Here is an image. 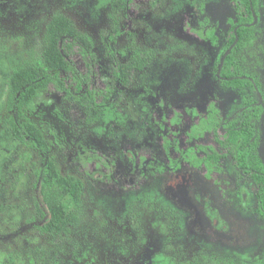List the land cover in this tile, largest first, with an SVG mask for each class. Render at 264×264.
Masks as SVG:
<instances>
[{
	"label": "rangeland",
	"instance_id": "1",
	"mask_svg": "<svg viewBox=\"0 0 264 264\" xmlns=\"http://www.w3.org/2000/svg\"><path fill=\"white\" fill-rule=\"evenodd\" d=\"M199 1L204 3L206 16L219 24L215 47L190 29L188 18L196 13ZM126 2L0 0V264H177L189 262L193 255L199 264H264V217L255 212L252 192L244 207L240 197L228 192L226 197L198 169L183 167L174 175L171 195L167 176L155 178L139 165L136 169L131 165L134 160L138 164L146 146L151 155L161 157L158 125L152 119L146 124V109L203 111L217 98L225 111L223 118L232 113L229 109L239 99L225 91L216 72L227 46L226 21L233 5L227 0ZM57 14L72 18L91 44L89 52L76 51L73 56L82 92L111 88L115 91L112 111L96 117L79 100L80 94L72 98L54 91L43 97L31 118L44 139L33 145L28 137L23 140L11 134L5 81L16 67L39 55ZM259 26L264 32V17ZM108 48L119 63H144L136 56L138 51L146 64L135 65L131 73L123 68L124 80H118ZM260 60L249 70L261 82L263 105L264 50ZM74 84L68 81L72 90ZM258 125L262 135L259 153L264 161V115ZM83 147L114 161L110 179L98 167H92L91 177L80 175L84 165L79 150ZM45 157L64 173L81 178L85 191L77 211L78 227L50 237L38 231L34 204ZM224 167L230 180L240 183L244 179L232 157L224 161ZM186 209L191 213L188 223ZM187 229L207 231V241L200 235L205 249L191 253L198 244L178 236ZM177 247L179 255L173 254Z\"/></svg>",
	"mask_w": 264,
	"mask_h": 264
},
{
	"label": "trees",
	"instance_id": "2",
	"mask_svg": "<svg viewBox=\"0 0 264 264\" xmlns=\"http://www.w3.org/2000/svg\"><path fill=\"white\" fill-rule=\"evenodd\" d=\"M233 1L236 4L237 17L230 19V22L232 29L236 28V30L231 31L229 43L234 41L236 33L239 36V41L226 57L222 75H231L232 70L235 74H239L240 48H251L256 39L255 27L248 25L254 20L253 9L257 14H260L261 9L264 8V0ZM116 37L117 31L116 34L111 35V41L115 42ZM90 48L91 44L87 42V36L81 33L72 18L64 14H57L53 17L42 41V47L38 51L39 55L31 63L16 67L7 77V82L5 81L9 98L8 106L12 111L9 120L12 135L23 140L28 137L33 145L44 143L43 135L32 123L31 118L35 116L39 104L44 100L43 97L54 91L63 92L65 95L73 96L72 98L75 97L73 94H80L78 95L79 100L84 101L88 111L96 117H100L103 111L111 113L110 102H112L111 97L115 92L111 88L99 91L89 89L85 93L82 92V83L79 82L80 73L75 66L73 56L76 51L89 52ZM108 53H111V58L116 64L113 75L118 77V80H124L123 68H127L131 73L136 70L135 65L141 67L146 64L145 57H141L138 51L136 56L141 58L144 63L137 64L136 61L131 60L124 64L119 63L112 49L108 48ZM69 80L73 84L76 82L74 84L76 88L73 86V90L68 85ZM1 82L0 76V84H2ZM225 83L237 89L241 94H246L245 103L250 104L254 101V85L248 77L229 78ZM237 119L230 122L232 127L228 131L225 143L227 146H232L237 165L241 168L245 169L249 164L252 166L253 162H258V165H261V161L255 153L257 143L254 139L256 135L254 124L248 119H243L240 124H235ZM204 121L202 120V125ZM208 148V158L200 159L199 162H206L207 165L212 166L220 159V154L212 148ZM79 154L84 165L83 172H80L82 177H91L92 167L105 169V172L102 171L104 177L109 175V171L111 172L109 166L114 163L111 158H106L88 147L80 149ZM94 158L97 161L93 160ZM46 159L45 157L43 173L37 183L38 189L34 204L39 222L38 231L42 236L50 237L61 232H73V229L78 227L80 215L77 211L84 202L85 191L81 178H74L64 173L54 162ZM100 161L101 163H99ZM88 162L93 163L90 165L91 169L87 166ZM253 178L263 185L259 196L260 211L264 214V175L254 173ZM71 206L73 207L71 208Z\"/></svg>",
	"mask_w": 264,
	"mask_h": 264
},
{
	"label": "flooded vegetation",
	"instance_id": "3",
	"mask_svg": "<svg viewBox=\"0 0 264 264\" xmlns=\"http://www.w3.org/2000/svg\"><path fill=\"white\" fill-rule=\"evenodd\" d=\"M227 1L233 5V8L231 16H229L226 21L228 28L226 39L227 46L222 53L221 59L225 52L230 47H232V51L239 41V36L236 33L234 41L232 43H229L231 31L236 30V28L232 29L230 19L237 17V8L233 0ZM200 3L201 1H199V10L197 9L193 17L188 18V22L191 24L190 29L199 39L203 41H209L211 46L215 47L217 46L219 39V24L212 21L211 18H208L209 16H206L207 14H205L206 11L204 10L203 6L204 3ZM253 14L254 20L248 25L255 27L254 35H256V39L251 48H240L241 51L238 56L239 74H235L234 70H232L231 75H222L221 72L224 65L221 71L219 72L221 59L217 67L216 77L220 79L222 86L225 88V91L230 93L234 92L236 94L237 99H239L235 104L232 103L233 105L229 109L232 110L230 116L223 118V114L225 113V111L224 109L222 110V105H220L219 100L217 98L210 100L206 104V107L203 111L196 108L180 110L178 107L167 109L156 108L154 109V112H152V109L150 110V108L148 110L146 109V124H148L149 120L152 119L153 124H155V126L158 125V128L156 127V129L160 134V148L162 151L161 157L151 155V152L146 146L144 148V155L139 154L140 160L138 164L134 160L131 165L133 168L135 167V169L138 167L137 165H139V169L150 171L153 175H155V178L162 179L163 177L167 176L170 180V183H172L170 189L171 195L173 193L175 183L174 175L180 168L190 167L198 169L201 174H203L207 179L212 180V182L218 185L220 189L225 191L226 197L227 192L233 196L240 197L241 202L244 204V207H246V205L248 204V198L250 197V193L252 192L256 201L255 212L257 215L264 217V214L260 211L259 196L260 190L263 185H261L257 180L253 178L254 173L264 175V161L259 153L261 145L260 139L262 135L260 134L258 125L259 119L264 115V104L261 105L262 99L259 95L262 93L263 87L261 85V82L258 80V76H255L257 74L253 75L250 73L249 70L250 66L253 67L255 63H260V58L262 57V53L264 50V32L262 31L263 29H261L259 26L260 20L262 19V17H264V8L261 9L260 14H257L253 9ZM237 38L238 40L236 44H234ZM238 76L248 77L253 82V93L255 94L253 95L254 101L250 104L245 103L246 94H241L237 89L225 83L229 78ZM235 118H238L235 124H240L243 119L251 120V122L254 124V128L256 130V135L254 139L257 143L255 153L256 156H258V158L260 159L261 165H258V162H253L252 166L249 164L246 166L247 168L245 169L237 165L232 146H227V144L225 143L227 141L228 131L230 127H232V123L230 124V122ZM202 120H205L203 125L201 124ZM208 147L212 148L220 154V159L212 166L207 165L206 162H199L200 159H203L205 157L208 158ZM228 157L233 158V165L235 170L241 172L244 178L240 183H236V181L230 180L228 178L227 170L224 167V161ZM108 176H106L107 179H110V177L112 176V173L110 171ZM223 178H227V181L226 179L223 180ZM127 186L128 185H125V188H123V190H128ZM117 187L121 186L117 184ZM149 190H152V188ZM155 191L157 192V189ZM162 191L163 188H160V194ZM156 192H153L152 194ZM166 200L168 201V203H173L170 198H166ZM231 201H233V198L231 199ZM178 202L180 203V201ZM186 216V220L188 223L191 217V213L188 209H186ZM206 233L207 231L201 232L196 230L191 232L189 229H187L178 236H181V240H183L184 242H196L198 246L193 245V250L191 251V253H195L196 249L198 248H206V243L204 242L205 244L201 245L200 242V235H202L206 240V236H208L206 235ZM181 247L185 249L184 246ZM178 250L179 248L177 247V250H174L173 254L176 255L177 252V255H179V253L181 252ZM176 262L177 264H199L195 262L194 255L193 258H190L189 262L187 263L179 261Z\"/></svg>",
	"mask_w": 264,
	"mask_h": 264
},
{
	"label": "water",
	"instance_id": "4",
	"mask_svg": "<svg viewBox=\"0 0 264 264\" xmlns=\"http://www.w3.org/2000/svg\"><path fill=\"white\" fill-rule=\"evenodd\" d=\"M237 40H238V38L236 39V41H235L234 44H236ZM231 49H232V47H230V48L225 52V54L223 55V57H222V59H221V64H220L219 72L221 71V69H222V67H223V65H224L225 59H226L227 55L229 54V52L231 51Z\"/></svg>",
	"mask_w": 264,
	"mask_h": 264
}]
</instances>
